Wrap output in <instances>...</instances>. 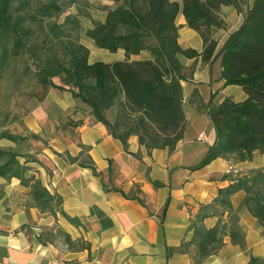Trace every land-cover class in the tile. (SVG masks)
Returning <instances> with one entry per match:
<instances>
[{"label": "trees", "instance_id": "trees-1", "mask_svg": "<svg viewBox=\"0 0 264 264\" xmlns=\"http://www.w3.org/2000/svg\"><path fill=\"white\" fill-rule=\"evenodd\" d=\"M11 1L0 0L1 43L10 39L6 34L11 29L7 14ZM242 3L245 5L242 23L215 53L217 42L212 39L211 30L223 25L218 18L221 9L232 7L240 12ZM58 12V7L50 4L40 8L38 15L52 18ZM179 13L186 26L200 36L203 43L200 54L178 45L176 17ZM66 25L75 30L79 27L78 21L69 16L60 25H51L50 40L44 41L47 52L35 70L36 81L44 88L67 93L87 106L92 120L103 125L124 151L131 136L137 138L138 145L147 153L175 149L186 129L179 59L200 56L203 63L219 60L223 87H239L245 99L239 103L225 98L219 105L197 104L209 117L216 139L195 169L216 159L237 164L251 162L254 155L264 153V0H122L121 5L106 11L103 23L92 22V28L84 33L98 50L111 54L124 52V60L112 63L89 64V50L79 41L69 39L63 29ZM13 44L15 49L22 45L19 40ZM3 52L8 51L4 48ZM142 52L150 58L129 61L130 56ZM54 79L60 84H55ZM111 109L114 114L110 121L106 113ZM1 138L10 142L17 140L7 135ZM78 157L69 161L78 162L80 167L95 174L88 155V162H79ZM18 158L0 151V177L18 180L28 191V204L40 213L54 219L59 215L72 222L61 210L60 197L50 194L30 169L19 164ZM237 192L244 193L242 207L264 229V170L233 176L211 203L199 208L189 226L192 237L182 244L181 251L193 250V264H201L215 254L223 246L224 237H228L231 245L244 250V233L238 227L237 211L230 203V197ZM207 218H217L211 229L199 225ZM59 234L69 251H89L87 242L72 240L61 230ZM247 264H263V260L249 255Z\"/></svg>", "mask_w": 264, "mask_h": 264}, {"label": "crops", "instance_id": "crops-1", "mask_svg": "<svg viewBox=\"0 0 264 264\" xmlns=\"http://www.w3.org/2000/svg\"><path fill=\"white\" fill-rule=\"evenodd\" d=\"M221 14L224 20L236 22L235 30L242 23V15L232 7L222 8ZM176 26L181 49L200 54L202 40L186 26L181 13ZM227 37L212 35L217 42L215 53ZM89 57V64L99 62ZM113 57L116 60L100 62L122 61L124 52L119 50ZM149 58L142 52L130 56L129 61ZM179 61L186 129L173 151L147 153L135 136L128 139L124 151L103 125L89 118L76 127L75 143L67 140L70 147L62 144L52 149L70 157L84 149L95 174L78 162L53 159L43 152L48 157L47 171L40 169L38 178L50 194L60 197L61 210L72 222L40 213L28 204V191L18 180L0 177V264H193V250L182 252L181 247L192 237L189 226L199 208L211 203L218 190L229 185L233 178L226 174L229 166L240 174L264 170V153L254 155L251 162L216 159L195 169L216 139L209 117L197 104L219 105L225 98L239 103L245 94L236 86L223 87L219 60L203 63L198 56L181 57ZM244 196L237 192L230 197L232 209L238 214V227L244 233V250L224 237L223 246L201 264H247L249 255L261 258L264 264V229L242 207ZM216 222L217 218H207L199 225L211 229ZM56 229L72 240L87 242L89 251L71 252L62 242L53 245L45 233H55Z\"/></svg>", "mask_w": 264, "mask_h": 264}, {"label": "rangeland", "instance_id": "rangeland-1", "mask_svg": "<svg viewBox=\"0 0 264 264\" xmlns=\"http://www.w3.org/2000/svg\"><path fill=\"white\" fill-rule=\"evenodd\" d=\"M7 8L10 15V31L6 34L10 39L0 42V151L17 155L20 165L26 166L38 178L40 169L47 171L48 157L53 159H69L64 152L57 154L52 148L64 144L70 147L68 141L75 143L76 127L86 119L91 121L90 109L79 100L72 99L69 94L58 90L44 88L35 78V70L43 60L48 45L44 41L50 40L49 31L53 23L60 25L66 16L78 21V29L64 26L69 39L76 40L87 46L97 61L107 59L116 60L113 54L104 50H97L91 40L85 38L84 33L92 26V22L99 21L104 12L122 4V0H12ZM56 5L59 12L52 18L40 17V8L46 5ZM238 15L245 12L244 3L241 4ZM218 18L223 22L219 29H212V35L227 36L232 33L237 24L226 21L221 11ZM14 23V24H13ZM22 44L14 48L13 41ZM47 42V43H48ZM4 46V47H3ZM7 49L4 54L3 49ZM94 53H97L94 55ZM53 82L59 85V81ZM114 110L106 113L108 120H112ZM13 136L15 142L7 141L1 136ZM78 157L82 162H88L84 149ZM44 152V153H43ZM32 161H36L33 163ZM1 163V161H0ZM59 229L55 233L46 232L45 238L53 245L61 243Z\"/></svg>", "mask_w": 264, "mask_h": 264}, {"label": "built area", "instance_id": "built-area-1", "mask_svg": "<svg viewBox=\"0 0 264 264\" xmlns=\"http://www.w3.org/2000/svg\"><path fill=\"white\" fill-rule=\"evenodd\" d=\"M199 139L202 140V136H199ZM226 174L227 175H232V176H237L240 173L238 172V170H236L235 168H233V166H229L226 170Z\"/></svg>", "mask_w": 264, "mask_h": 264}]
</instances>
